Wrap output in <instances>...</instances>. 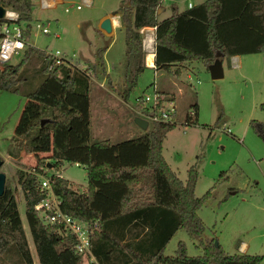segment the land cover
Wrapping results in <instances>:
<instances>
[{"label":"trees","instance_id":"1","mask_svg":"<svg viewBox=\"0 0 264 264\" xmlns=\"http://www.w3.org/2000/svg\"><path fill=\"white\" fill-rule=\"evenodd\" d=\"M160 2L125 0L119 7L125 40L121 90L125 99L145 67L143 26H155V69L169 70L173 62L190 60L209 66L217 58L222 61L235 54L264 51V0H203L181 12L173 6L171 15L158 21ZM0 4L17 9L21 19L29 17L32 8L31 0H0ZM3 21L0 18V24ZM25 61L36 66L42 79L23 93L26 100L13 139L22 136L23 147L37 158L34 170L22 172L18 179L39 264L82 263V255L73 249L75 237L62 224H43L34 207L45 194L38 174L48 162L57 167L64 160L84 165L87 190L78 191L67 178L53 173L51 186L61 199V210L99 223L91 238L94 259L89 264H259V254L228 253L219 241L214 243L216 235L203 238L204 222L197 210L210 190L195 195L194 166L183 181L161 152L163 138L175 122H152L143 132L115 141H91L87 70L52 63L51 53L28 46L19 62L0 68V88L22 92L19 82L25 79ZM196 106L193 102L195 113ZM260 108L264 111V102ZM190 116L186 114V124L195 121ZM42 118H47L43 124ZM250 123L264 138V121L252 119ZM40 152H46L50 160L39 156ZM179 228L198 238L201 254L189 255L183 240L177 242L173 254L164 253ZM10 250L23 264H33L13 188L6 180L0 195V253ZM111 250L119 252L104 254Z\"/></svg>","mask_w":264,"mask_h":264},{"label":"rangeland","instance_id":"2","mask_svg":"<svg viewBox=\"0 0 264 264\" xmlns=\"http://www.w3.org/2000/svg\"><path fill=\"white\" fill-rule=\"evenodd\" d=\"M31 1L29 17L20 21L26 29L27 46H36L49 53L58 50L64 63L90 73V140L105 137L115 141L143 132L144 129L133 121L135 115L145 118L134 99L143 92L151 93L155 82L162 98L172 99L176 106L175 126L167 131L162 142L161 152L165 160L183 181L188 169L194 166L197 171L195 195L202 196L210 190L197 210L204 222L203 238L216 235L228 253L241 252L239 246L245 242L246 252L261 255L259 264H264V138L250 123L252 119L264 120V111L260 108V103L264 102V51L239 55L237 65H234L236 60L232 56L225 57L221 63L224 72L218 78L211 77L205 62L190 60L177 68L186 70L178 75L184 88V92L178 94L159 88L168 85L163 80L168 77L167 71L162 70L157 76L153 68L145 67L125 99L121 96L125 61L115 66L109 76L100 49L113 36L115 50L124 42L123 31L118 29L110 36L100 27L101 16L107 10L118 9L121 0H92L90 6L81 8H76L80 0H57L53 7L41 6V0ZM189 1L197 4L203 0H165L164 4L174 3L179 8H186ZM42 26L49 31L42 32ZM23 57L24 52L8 63L16 64ZM57 57L53 55L52 63ZM118 59L121 58L115 55L114 60L118 62ZM23 65L27 72L25 79L19 82L22 92L0 88L1 170L5 173V181H9L13 188L33 264H39L18 179L22 172L34 170L37 158L23 147L22 136L13 138L14 127L26 100L23 93L37 87L42 74L27 61ZM188 81H191L190 87L186 84ZM100 95L104 104L102 100H96ZM195 101L197 113L192 114L190 111ZM188 113L195 121L186 124ZM151 124L149 122L148 127ZM39 156L50 160L46 152H40ZM43 172L46 175L61 172L78 191L84 190L83 185L87 183L86 169L80 163L64 160L55 167L48 162ZM179 240L185 242L189 255L202 253L198 238L184 228L175 231L164 253L173 254ZM91 260L90 254L82 256L81 264H89ZM0 264L23 263L10 250L0 253Z\"/></svg>","mask_w":264,"mask_h":264},{"label":"built area","instance_id":"3","mask_svg":"<svg viewBox=\"0 0 264 264\" xmlns=\"http://www.w3.org/2000/svg\"><path fill=\"white\" fill-rule=\"evenodd\" d=\"M57 0H41V6L53 7ZM92 0H80L76 8L90 6ZM4 6V21L0 24V68L15 57L21 55L28 48L26 41L25 28L21 25V15L17 9ZM67 9V8H66ZM28 29V26L26 27ZM25 29V30H24ZM41 31L46 33V26L40 27ZM56 50L53 55L58 56L53 63L63 62ZM60 54V53H59ZM90 75V73L88 72ZM153 91L143 92L135 97V104L139 111L149 122H175L174 115L176 106L173 100L162 98V94L153 83ZM194 109L190 111L193 114ZM189 114V113H188ZM59 175V172L55 173ZM51 175L44 172L38 174L40 189L45 193L44 196L34 205L35 210L43 224H62L64 228L75 237L73 249L82 256L91 254V238L98 228V220L92 222L83 221L70 214L63 212L60 208L61 199L51 186Z\"/></svg>","mask_w":264,"mask_h":264},{"label":"crops","instance_id":"4","mask_svg":"<svg viewBox=\"0 0 264 264\" xmlns=\"http://www.w3.org/2000/svg\"><path fill=\"white\" fill-rule=\"evenodd\" d=\"M124 1L125 0H121V2H124ZM164 1L165 0H161V2L159 3V5H158V7L156 9V19L158 21L162 20L163 18H166V17L170 16L171 15V10H172V7L173 6H176L178 12H181V11H183V10H185L187 8H190L191 6L195 5L194 3H192V2L189 1L187 3V5H186V8H179L178 5L177 4H174V3H168V6H167L166 4H164ZM105 17H112V30L109 31V33H108L110 36H113L118 29L120 31H123L124 32V28L122 27V24H121V21H120V11H119V8L118 9L116 8V9L107 10L101 16V21ZM113 18H114V20H113ZM113 21H115V23ZM118 23H119V26L117 27L116 25H118ZM140 32H141V35H142L143 50L145 52V55H144V65H145V67H151V68H153L155 70V74L157 75L158 73H161L162 70L161 69H155V63H154V59H155V41H154V39H155V26H148V25L147 26H143V27L140 28ZM103 33L107 34L105 31ZM113 40H114V36H113V38L104 47H101L103 49L102 50V62L104 64L103 66L105 68L106 74H108L109 76L110 75L112 76V74H110V72L113 70V68L115 66H117L118 64H120V62L123 63L125 61V40H124V42L122 44H118L117 45L116 50H115V40L114 41ZM151 40H152L153 43L151 42ZM115 55H118L121 58L120 60L118 59V62H117V60L116 61L114 60ZM239 55H241V54H235V55H231V56L236 60V59H238ZM148 61H149V64H147ZM237 61L238 60H236V62H235L234 65H237L238 64ZM186 62H188V61H180V62H173V63H171L170 69L163 71V72H165V71L168 72L167 73L168 77L165 76L166 78L163 79L164 81H166L168 83V85L167 86L166 85L165 86H159V88L160 89L167 88L169 93H174V94H178L179 92H184V88L181 86V83H182L181 81L182 80L178 78V75H180L183 72H186V70L185 71L184 70H181V69L180 70H177V68L179 66H180L179 68H181V66L184 63H186ZM223 72H224V69H223ZM186 84H188V86L190 87L191 86V81H188ZM91 94H92V91H91V87H90V96H91ZM98 99L99 100H102V103L103 104L105 103L104 100H103L104 98H103L102 95H100V98H96V100H98ZM91 122H92V113H91V110H90V124H89V129H90V126H91ZM59 175L62 176L61 172H59ZM83 186H84L83 187L84 190H82V191L87 190V183L85 185H83ZM232 192H234V191H232ZM123 242H124V240L120 241L121 244ZM99 243H100V241L99 240H96L95 241V246L99 250V252H102V251H100V248H99L100 245H99ZM239 248H240L241 252H235V253H248V252H246L247 244L245 242H241ZM104 250H105V248H104ZM114 252H119V251L118 250H116V251L111 250L109 253H104V254H113ZM120 253L122 254L123 253V250H120ZM90 258L91 259H94V256L92 254H90Z\"/></svg>","mask_w":264,"mask_h":264},{"label":"water","instance_id":"5","mask_svg":"<svg viewBox=\"0 0 264 264\" xmlns=\"http://www.w3.org/2000/svg\"><path fill=\"white\" fill-rule=\"evenodd\" d=\"M4 14V6L0 4V18H3ZM100 27H102L105 31L109 32L112 30V17H105L101 23ZM222 61H220L218 58L214 60L213 63H211L209 67V72L212 78H218L223 75V67H222ZM47 118H42L40 120V123L43 124ZM133 121L135 124H137L140 128L146 129L148 127V120L140 115H135L133 117ZM3 164V159L0 157V195L4 191V185H5V173L1 170V166ZM215 244L218 243V240L214 241Z\"/></svg>","mask_w":264,"mask_h":264},{"label":"bare ground","instance_id":"6","mask_svg":"<svg viewBox=\"0 0 264 264\" xmlns=\"http://www.w3.org/2000/svg\"><path fill=\"white\" fill-rule=\"evenodd\" d=\"M151 42H152V40H151ZM153 43V42H152Z\"/></svg>","mask_w":264,"mask_h":264}]
</instances>
